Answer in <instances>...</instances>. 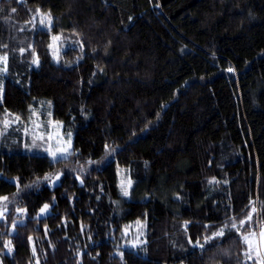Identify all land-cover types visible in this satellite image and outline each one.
Wrapping results in <instances>:
<instances>
[{"label": "trees", "instance_id": "trees-1", "mask_svg": "<svg viewBox=\"0 0 264 264\" xmlns=\"http://www.w3.org/2000/svg\"><path fill=\"white\" fill-rule=\"evenodd\" d=\"M5 54L0 264H257L243 236L264 222V0H0ZM36 113L71 132L69 162L30 149Z\"/></svg>", "mask_w": 264, "mask_h": 264}, {"label": "snow or ice", "instance_id": "snow-or-ice-1", "mask_svg": "<svg viewBox=\"0 0 264 264\" xmlns=\"http://www.w3.org/2000/svg\"><path fill=\"white\" fill-rule=\"evenodd\" d=\"M37 11L39 12V9H37ZM51 19H52V17H51L50 12L42 13L40 23L41 24H45L46 22L50 23ZM59 39H60V37H58V36L53 37L54 41L59 40ZM49 47H52V45H50ZM81 48H82V44H81ZM20 51L23 52L24 49H20ZM58 59L59 58L57 57V60ZM7 61H8V57L6 54L3 56H0V64L4 65V68H3L4 71H7ZM32 63L38 65L39 64V58L35 57L33 59ZM229 71H233V69L230 68ZM0 95H2V88H0ZM18 119H19V117H17V120ZM3 123H4L5 127H7L10 122L6 119V120H4ZM36 127H40V126L37 125ZM2 134L3 133H0V135H2ZM67 135H68V139L62 140V139H60L59 133H56L55 137L51 133H49L47 135H44L43 133H41L39 136L34 137L33 143L35 144L37 139L44 141V142H51L55 138V141H56L55 146H53V144L49 143L48 146L45 148V151L52 158L51 162L52 163L69 162L70 158L72 156L77 155V150L72 149L71 132H69ZM105 148L107 150L108 146L105 145ZM113 151H114V149H113ZM78 163H79V161L77 160V164ZM87 163L92 164L94 162L91 160H88ZM73 170H75V169H73ZM80 171L81 172L86 171V169L84 168L83 165H80ZM61 174L62 173H60V172L55 173V175L46 174L44 176V180L47 181L50 185L54 184L55 181H58L60 179ZM212 182L213 181H209V183H212ZM39 183H40V181L37 180L36 181L37 186L39 185ZM81 183H83V181H81ZM132 185H133V181L131 180L130 177L122 179L120 182V185H119L120 195L123 197H130ZM97 199H99V197H97ZM7 200H8L7 196L0 197V201H7ZM53 200H55L54 197H53ZM113 203H119V201H114ZM49 208H50V205L48 203H44L43 206L39 209V213H46ZM16 211L19 213H26L27 209L17 208ZM252 211L255 212L256 209L253 208ZM3 215H4V212L0 211V217H3ZM248 218L251 219V216H249ZM187 223L188 222L186 221L185 227L187 226ZM243 223H244V221H241V224H243ZM137 224H139V222H137ZM16 227H17L16 223L13 222L12 228L15 229ZM225 227H227V225H225ZM236 227H237L236 224L232 223V228L236 229ZM125 233H127V228H125ZM224 234H225L224 228H221L219 231L213 232L211 234V236H206L204 238L205 243H207L211 239H215L217 237H223ZM140 235H143L142 231L140 232ZM31 239L32 238L29 237V240H31ZM243 240L248 245L249 252H251L253 250L255 251L256 257L258 259V264H264V228H262V230L260 231L258 239H257L255 233H250L248 235H244ZM189 242L191 243V240H189ZM144 243H146V241L141 240L139 238V236H137L136 239L129 242V244H130L129 251L131 252V251L135 250L136 248H138L140 245H142ZM196 244H197V246H199V248L203 249L204 245H201L199 243V240H197ZM5 247L8 249L9 252H11L12 251L11 241L6 242ZM33 253L35 254V247H33ZM119 255L121 257H123V252H120ZM246 255H248L247 252H246ZM249 258L251 259L252 257L249 256ZM37 264H39V261H37Z\"/></svg>", "mask_w": 264, "mask_h": 264}, {"label": "rangeland", "instance_id": "rangeland-1", "mask_svg": "<svg viewBox=\"0 0 264 264\" xmlns=\"http://www.w3.org/2000/svg\"><path fill=\"white\" fill-rule=\"evenodd\" d=\"M60 42L59 40L53 41V43L51 44L52 47H50L51 52L54 55L55 61L57 60V57L59 56V54L61 52H63L64 50L67 49V46H58V43ZM4 65L0 64V88H2V95H0V103L3 101V97H4V73L5 71L3 70ZM49 117L43 118L42 114L40 113H36L34 114V117H32L26 126V135L27 138L29 139V145H30V149L33 150V152H37L40 154H45L48 157H50L48 155V153L45 151V148L48 146L49 143L53 144V146H55V138L53 141L51 142H44L41 141L39 139L36 140L35 144L33 143V139L36 136H39L41 133H43L44 135H47L49 133L53 134L55 137L56 133L60 134V139L62 140H66L68 139V135L64 133L63 131V127L61 124L54 122L52 119H48ZM10 123L7 127H5L4 125V129H9L11 127H19L21 128V126L23 125L20 121V119L17 120V117L11 116L7 119ZM37 125H39L40 127H36ZM1 133V132H0ZM2 135H0V139H1ZM71 141L73 143V137L71 135ZM50 159L52 160V158L50 157ZM125 171H120V182L122 179H125L128 177L127 173H123ZM123 173V174H122ZM122 174V175H121ZM62 175V174H61ZM79 181L81 183L82 179L81 177H78ZM61 180V176L60 179L58 181H55L54 184H49L47 181H45V184L51 188L55 187L56 185H58L60 183ZM257 203V202H256ZM258 206V205H257ZM256 206V212L258 213V207ZM0 211L6 212L8 211L7 209L3 208L0 209ZM50 213V208L48 209V211L46 213H38L37 217L38 218H44L46 217L48 214ZM19 215H22L23 213H19ZM262 228H264V222H262V224L260 226H258V230H257V239L259 237V233L262 230ZM142 231V233L144 232V224L143 223H135L133 225H130L127 228V236H130V238L132 237H136L139 236L140 239L143 238L142 235H140V232ZM255 260L257 261L258 264V259L256 257L255 254Z\"/></svg>", "mask_w": 264, "mask_h": 264}]
</instances>
